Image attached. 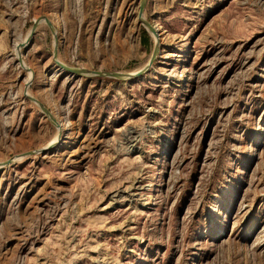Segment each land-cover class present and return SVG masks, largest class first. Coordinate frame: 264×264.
I'll return each mask as SVG.
<instances>
[{"label":"rangeland","instance_id":"obj_1","mask_svg":"<svg viewBox=\"0 0 264 264\" xmlns=\"http://www.w3.org/2000/svg\"><path fill=\"white\" fill-rule=\"evenodd\" d=\"M142 4L0 0V264H264V0H146L91 74Z\"/></svg>","mask_w":264,"mask_h":264},{"label":"water","instance_id":"obj_2","mask_svg":"<svg viewBox=\"0 0 264 264\" xmlns=\"http://www.w3.org/2000/svg\"><path fill=\"white\" fill-rule=\"evenodd\" d=\"M145 1L146 0H143V4L141 6V12H140V18L141 20L143 21V23L145 24V26L149 29V31L154 34L156 33L155 30L153 29L154 27L148 23L147 21H145L143 18H142V11L144 9V6H145ZM44 20L48 23V25L51 27L52 29V32L54 33V36H55V54H54V58L57 62V64L64 70H67V71H70L72 73H76V74H90L91 72L89 71H86V70H82V69H74V68H71V67H68L66 65H64L63 63H61L59 60H57V49H58V38H57V34H56V31H55V28L53 27V25L51 24V22L47 19V18H44ZM39 24V21H37L34 26H33V29H32V34L35 32V30L37 29V26ZM156 35V34H155ZM158 52H159V43L158 41H156V44H155V49H154V52H153V55L149 61V64L147 66L146 69L142 70V71H139L135 74H121V73H111V72H92L91 74H94V75H99V76H103V77H109V78H117V79H126V78H131V77H134V76H139L141 74H143L147 69L148 67H150L157 55H158ZM32 100H34L35 102H37L40 107L45 111V113L48 115V117L54 122L56 123L53 115L51 114V112L40 102L38 101L37 99L33 98V97H30ZM46 149H42L40 151H34V152H30L28 153V155H32V154H35V153H38V152H42V151H45Z\"/></svg>","mask_w":264,"mask_h":264},{"label":"bare ground","instance_id":"obj_3","mask_svg":"<svg viewBox=\"0 0 264 264\" xmlns=\"http://www.w3.org/2000/svg\"><path fill=\"white\" fill-rule=\"evenodd\" d=\"M153 29L155 30L156 33H154V34L151 33V34L154 35V37H156V40L158 41L159 40L158 39L159 38V34H158V32H157V30L155 28H153ZM133 74H135V73H133ZM60 128H61V126H60ZM61 129L63 130V128H61ZM57 143H58V138H56L55 140H53L48 146L51 148V147H54ZM49 147H47V148H49ZM47 148H44V149H47Z\"/></svg>","mask_w":264,"mask_h":264}]
</instances>
